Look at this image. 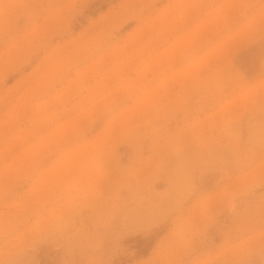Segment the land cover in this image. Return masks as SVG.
Listing matches in <instances>:
<instances>
[{
	"label": "rangeland",
	"instance_id": "rangeland-1",
	"mask_svg": "<svg viewBox=\"0 0 264 264\" xmlns=\"http://www.w3.org/2000/svg\"><path fill=\"white\" fill-rule=\"evenodd\" d=\"M0 264H264V0H0Z\"/></svg>",
	"mask_w": 264,
	"mask_h": 264
},
{
	"label": "trees",
	"instance_id": "trees-1",
	"mask_svg": "<svg viewBox=\"0 0 264 264\" xmlns=\"http://www.w3.org/2000/svg\"><path fill=\"white\" fill-rule=\"evenodd\" d=\"M153 239H154V237H146L144 239H139V240L144 241V243H145L144 246H141V248H139L140 249L139 251L141 253H146L149 250V248H151V246L153 244Z\"/></svg>",
	"mask_w": 264,
	"mask_h": 264
}]
</instances>
